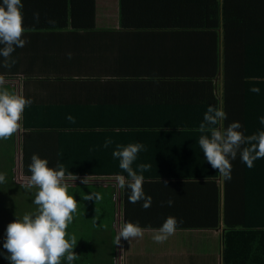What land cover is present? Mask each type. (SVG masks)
<instances>
[{
	"label": "crops",
	"instance_id": "0c3cea01",
	"mask_svg": "<svg viewBox=\"0 0 264 264\" xmlns=\"http://www.w3.org/2000/svg\"><path fill=\"white\" fill-rule=\"evenodd\" d=\"M85 1L90 8L95 2L93 27L82 24H88L90 15L86 5L76 7L75 21L80 20V27L63 25V11L54 0H43L44 3L54 2L47 5L35 0L29 10V26L22 36L27 43L22 48H15L9 62H17L18 71L8 76V80L10 88L40 107L39 115L42 120L46 118L43 122L49 120V126L31 131L18 130L16 161L23 159L22 143L28 138V155L30 151L31 156L37 154L47 159L52 163L49 167L61 160L73 162L80 154L79 146L86 148L91 142L89 139H96L97 136H92L97 130L96 120L95 116L93 121L89 116L86 122L71 123L67 114L78 117L79 112L90 111L99 105L104 111L124 113L122 119L129 128L138 130L136 132H154L147 136H131V142H120L145 145L147 150L141 151L138 157L148 162H168L164 155L169 160L199 158L197 131L186 126L198 125V118L208 106L222 107L224 111L226 107L248 111L243 84L238 85L235 93L229 94L228 106L225 100L226 34L220 17L223 14L220 12L218 18L216 16L214 26L203 25L199 19L210 14L212 0ZM224 1L218 0L220 9ZM68 8L70 13L75 11L72 5ZM229 9L240 18L247 15L251 19L258 10L264 14V8L257 6V0H239L238 8L229 5ZM34 13L39 14L38 21L33 18ZM51 21L60 24L51 25ZM245 35L246 31L242 29L232 33L233 56L227 63L234 66L230 71L234 75H243L252 69L245 65L253 63L250 57L256 41L253 36L245 39ZM230 82L234 89V80ZM241 124L240 130L247 136L248 126L245 122ZM160 132L169 134L160 135ZM188 132L193 136H177ZM71 167L67 166V169ZM257 175L262 173L256 172L250 185L238 184L239 197L231 198L234 211L230 213L236 221L240 220L237 208L246 188L250 197L263 192ZM218 184L223 195L224 183L219 180ZM73 186L70 184L69 187ZM101 188L107 190L95 186L85 190L88 194H110L98 192ZM143 190L151 197V208L172 211L163 212L165 218L174 216L182 221L180 224L194 222L195 218L189 213L193 192L185 182L167 180ZM170 199L174 202L172 206L167 204ZM224 201L223 196L220 225L216 229H177L164 243L154 242L150 232L131 242L121 238L119 249L110 245L106 257L118 256V264H222ZM85 202L86 205L80 204L84 209L95 205L91 200Z\"/></svg>",
	"mask_w": 264,
	"mask_h": 264
},
{
	"label": "trees",
	"instance_id": "16d2710c",
	"mask_svg": "<svg viewBox=\"0 0 264 264\" xmlns=\"http://www.w3.org/2000/svg\"><path fill=\"white\" fill-rule=\"evenodd\" d=\"M212 1L213 6H211L210 14L202 16V18L199 19L202 20L203 25L214 26V24L216 25V16L218 18L220 12L223 14L220 15V17L225 26L226 34L225 83L227 84V89L225 100L227 101V106L229 94L232 95L235 93L239 84H243L247 92L246 105L248 111L235 109L234 107H226L225 112L227 114V119L223 121V124L226 127L229 123L234 121H238L240 124L245 122L248 126V129H246L247 134L246 132L245 134L251 135L264 130V125H261L259 122V117L264 116V14L262 15L263 11L261 12L258 10V14L251 15V19L247 15L240 18L238 13L234 14V12L229 9V5L238 8L239 0H225L222 4L223 8L221 7V9L218 0ZM21 2L23 4L21 10L23 16L22 26L25 30V28L29 26V10L35 4V0H21ZM40 2L44 3L43 0H40ZM54 2H56L63 11V25L65 27L69 24L74 27L81 26L80 20L75 21L78 16V9H76V7L80 6L84 8V5H86L85 0H54ZM54 2L44 4H53ZM69 5H72L75 11L73 10L70 13V9L68 8ZM257 6H262L264 8V0H257ZM86 7L90 8L89 4H87ZM94 8L95 2H92L90 15H88L87 18L88 24L83 22V25L92 27L95 25ZM70 19H72V22H70ZM50 24L54 25L56 23L51 21ZM59 24L60 23H57L56 25ZM239 29L246 31L245 39L249 40L250 37L253 36V40L256 42L255 47L251 50L252 54L250 61H253V63H250L249 66L247 64L245 65V67L252 69L246 71L243 75H234L230 73L234 66L230 67L227 60H232L233 56V47H230L233 43L232 33ZM0 47H3V45H0ZM12 54H14V52ZM3 63L4 58L0 57V75H3L5 79L3 87L10 92L16 93L14 89L10 88V79L8 80V76L10 77L17 73V62L10 68L3 67ZM9 63H11V61ZM243 77L246 78L243 79ZM252 78L260 79L259 81H255ZM232 80H234L233 83L236 86L234 89L232 84H230ZM252 87H258L260 89L259 93L257 94L250 91ZM249 92H251V95H249ZM39 113L40 107L34 106L32 103L30 106H27L22 114L21 128L26 131H31L33 129H43L44 126L48 127L49 120L43 122L46 118L42 120ZM58 115L59 114H56L55 116ZM69 115L74 117L78 124L82 121L86 122L89 116L92 117V121L95 116L96 120L95 127L97 130L94 132V135H92L97 136L95 137L96 139H93L94 137L89 139L91 142L87 144L86 148L79 146L81 147L80 154L76 155L77 158L74 159L73 162L67 160H61L59 162L64 165L69 173L77 177L73 183L69 182V184L74 185L73 188H68L69 194L73 195L78 201L77 211L73 214V221L66 229V238L70 240L71 237L74 236L77 240L73 251L78 255V258L73 264H96L94 258L99 255L96 253L92 254V252L95 251L94 246L92 243H88L95 237H88L85 232L86 228L89 226L90 220L94 222L95 219L104 215L107 210L110 212V215L113 217L112 220L116 223V231L110 233V238L115 247L117 245L116 236L119 228L118 224L122 226L124 222H139L142 228L156 229L163 224L168 217L167 215H169L167 214L165 218L163 212L171 210H161L160 208L151 207L145 209L142 207L143 203H130L128 200L130 190L127 188L120 189L115 181V176L117 174L127 176V173L119 168V161L112 156V151L115 149L116 144H120V142H131V140H129L131 136H147L146 134L152 135L154 132H136L138 130L129 128L130 125L122 119L124 113L115 110L113 112L104 111V107L101 105L90 111L79 112L78 115L80 118L73 113L67 114V117ZM104 119L107 121L105 122ZM198 119H200L198 125H187L186 127L196 131L198 128H195V126L199 127L203 120V114ZM159 134L168 136L169 132H160ZM190 134H192V132H188V134L181 133L177 136L192 137L193 135ZM174 135L176 136V134ZM195 135L199 138L201 133L197 131ZM18 136L19 133L17 131L12 137L6 140H0V173H4L6 177L5 181L0 183V264H9L4 258L7 252L3 249L7 225L12 222L15 217L22 218L23 214L34 212L37 207L33 203L37 189L27 188L25 186L26 181L18 184L15 180L17 172L19 173L20 170H23L26 177L30 175L28 165L31 163V152L29 151L28 155L26 147L28 146L26 144L28 138L25 140L24 144L22 143L24 153H22L23 159L21 161H16L17 155L19 154V143L17 144ZM108 138L113 141L112 145L108 148L102 147L105 139ZM164 157L168 162L154 160L148 162L137 156L132 167L135 170L139 164L151 165V168L143 173V189H147V187L150 189L154 184H161L162 181L167 180L182 181L189 185L193 192L189 203V213L195 219L192 224L178 223L177 229L218 228L221 219V201L224 196L225 232L222 242V264H264V158L257 159L254 162V167L248 168L241 161L239 155H237V158L231 161V179L225 181L220 176L218 170L211 168L200 148L199 158L192 157L189 160L188 158L178 157L175 160H169L167 155H164ZM53 164H56V161H53ZM17 165L20 167L18 170L16 168ZM67 166L72 167L67 169ZM256 172L262 173V175H257V181L261 182L263 192L250 197L249 189L246 186L247 188L243 195V199L240 200L237 208L240 220L236 221L231 216V213L233 214L234 211V202L231 201V198L232 196L239 197L237 192L238 184L242 182H244L243 184L245 185L252 184L251 180ZM84 179L85 181L82 183ZM219 180L224 183L223 195L221 186L218 184ZM90 186L92 188H94V186L107 188L106 191L102 188L97 189V191L100 192L103 190L104 193H110L106 196L100 195L101 199H99L100 202H98L102 205L100 210H93L94 206L90 209H84L80 206V204L85 201L84 198L88 192L85 190L86 188H82V191H80L77 190V187ZM119 205L123 208L120 209ZM230 219H232V221ZM106 261H110L108 264H118L119 257L116 256L113 258V255H110L106 257ZM61 264H66V260L62 258Z\"/></svg>",
	"mask_w": 264,
	"mask_h": 264
},
{
	"label": "clouds",
	"instance_id": "9594fccd",
	"mask_svg": "<svg viewBox=\"0 0 264 264\" xmlns=\"http://www.w3.org/2000/svg\"><path fill=\"white\" fill-rule=\"evenodd\" d=\"M23 4L21 0H0V57L4 58L3 67L10 68L15 61L9 63L11 54L17 47H24L27 43L22 38L24 33ZM33 18L38 21L39 14L34 13ZM69 58L71 54L69 53ZM259 81L260 78H252ZM5 79L0 75V140L12 137L20 128L22 114L27 106L32 103L22 94L10 92L4 88ZM250 91L259 93L258 87L250 88ZM69 122L75 123V118L69 115ZM227 114L222 107L208 106L203 114V120L196 131L201 135L198 145L204 157L212 169L218 170L225 180L231 179V161L239 155L241 161L248 167H254L257 159L264 158V130L245 136L240 130L242 125L238 121L229 123L226 127L223 121ZM259 122L264 125V116L259 117ZM113 141L105 139L102 147L108 148ZM142 143L116 144L112 151L114 159L119 161V168L127 173V176L117 174L115 181L120 189L130 190L128 200L130 203L143 201L142 207L151 206V197L146 196L143 190V173L151 168L150 164H139L134 170L132 165L141 151H146ZM48 160L40 158L37 154L31 156L28 165L29 176H25L23 170L17 172V177L26 180L27 188H36L33 203L37 206L31 213H25L21 217H15L5 229L3 249L7 255L4 258L9 264H61L62 258L66 264H73L78 255L73 251L77 240L73 236L67 239L66 229L73 221V214L77 211L78 201L70 195L69 182L77 177L69 173L63 164L57 162L55 167L48 166ZM17 170L19 165H17ZM4 173H0V183L5 181ZM85 179L82 181V183ZM99 193L85 195V200H99ZM174 202L167 201L168 206ZM178 221L174 216H168L163 224L156 229L142 228L139 222H124L120 227L116 243L123 238L131 242L142 239L145 232L152 234L156 243H164L175 234Z\"/></svg>",
	"mask_w": 264,
	"mask_h": 264
},
{
	"label": "rangeland",
	"instance_id": "374dc122",
	"mask_svg": "<svg viewBox=\"0 0 264 264\" xmlns=\"http://www.w3.org/2000/svg\"><path fill=\"white\" fill-rule=\"evenodd\" d=\"M15 180L18 184H20L21 182L24 183L26 181L25 179H23L22 181L21 177L15 178ZM82 188H86V187H77V190H81ZM101 192H103V190H101ZM93 202H95L94 205L95 210H100L102 208V205L98 203L100 202L99 200ZM86 204L87 202L85 201L81 203V205H86ZM112 218L113 217L110 215V212L107 210L104 213V215L95 219L94 222L90 220L89 226L85 230L88 237H95L92 241L88 243H92V245L94 246L95 251L92 252V254L96 253L99 255L94 258L96 264L110 263V261L109 262L106 261V254H108L111 250L110 245L113 246V242L110 239V233L116 231V227H115L116 223L115 221L112 220ZM118 226H119L118 228L119 231L121 225L118 224ZM120 241L116 245V248L118 249L120 246Z\"/></svg>",
	"mask_w": 264,
	"mask_h": 264
}]
</instances>
